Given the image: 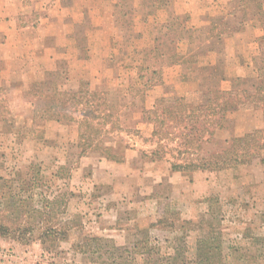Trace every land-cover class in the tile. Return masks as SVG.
<instances>
[{
    "label": "rangeland",
    "instance_id": "rangeland-1",
    "mask_svg": "<svg viewBox=\"0 0 264 264\" xmlns=\"http://www.w3.org/2000/svg\"><path fill=\"white\" fill-rule=\"evenodd\" d=\"M64 3H50L61 20H39L36 11L21 19L41 29L43 48L26 57L29 71L0 88V212L25 221L34 231L26 238L37 239L53 203L72 236L44 249L0 237V264H264V149L246 165L172 170L187 158L214 160L235 139L264 130L262 111H231L185 154L175 135L165 136L173 130L153 136L144 116L163 102L215 96L224 81L254 91L264 0ZM76 85L105 94L112 115L84 155L82 107L66 105L70 119L60 122L54 109ZM86 236L99 241L83 254L73 243Z\"/></svg>",
    "mask_w": 264,
    "mask_h": 264
},
{
    "label": "trees",
    "instance_id": "trees-1",
    "mask_svg": "<svg viewBox=\"0 0 264 264\" xmlns=\"http://www.w3.org/2000/svg\"><path fill=\"white\" fill-rule=\"evenodd\" d=\"M222 36L223 34H221ZM256 78L257 83L254 86V91L229 90L219 92L218 95L212 97L208 94H202L204 96L203 100L195 104L188 103L185 98H178L170 105L163 102L162 105L164 106L160 111L156 106L144 111L145 121L155 125L153 136L158 138L166 134V128L173 130L174 132L165 136L175 135L174 137L179 140V146L184 148V152H181V154H185V150L191 152L194 148H200V143L204 141L206 136L212 137L214 130L222 127L231 111L240 109L261 110L264 117V65L257 68ZM104 96L105 94L100 91L91 90L88 86L84 89L81 85L78 91L65 93L66 100L63 105L57 104L54 107L58 122L70 119L66 105L77 108L82 107L81 111L84 114L78 122L81 155L93 149L92 143L96 141L97 134L100 132L97 125L101 126L104 122L107 123V126L112 125L108 100ZM179 128H182V130L177 133L176 131ZM261 149H264V130H256L235 139L231 150L214 158L215 161L213 157L211 160L187 158L180 163L172 164V170L174 172H192L246 165L253 153ZM107 157L109 160L113 159L112 156ZM45 209L47 212L40 215L39 236L37 239L33 237L26 238L27 234H32L34 231L24 228L27 225L25 221L19 224L16 220H7L1 216V212L0 237L17 239V241L19 240L25 244L39 242L43 249L52 243L70 240L72 230L60 222V209L53 206V203L47 205ZM93 241H99V238L86 236L79 243L74 242L73 248L80 253L87 254L91 251L90 245Z\"/></svg>",
    "mask_w": 264,
    "mask_h": 264
},
{
    "label": "crops",
    "instance_id": "crops-1",
    "mask_svg": "<svg viewBox=\"0 0 264 264\" xmlns=\"http://www.w3.org/2000/svg\"><path fill=\"white\" fill-rule=\"evenodd\" d=\"M71 1L75 3L80 0ZM86 1L87 0H84V2ZM50 3L54 4L57 8L59 7V9L63 8L65 4L64 0H27V2H25V0H0V7H7L4 15H1L4 19L1 20L0 18V88L8 85L9 80H11L14 73L29 71L27 70V67L30 64L26 61L28 66L24 65L26 57L30 58L31 56H34V49H39V51H41L43 48L41 43V41H43L41 38V29L39 30L36 27L25 25L24 20H21L22 17H27L33 11H36L40 15L39 20H61L57 13L51 12ZM75 41L78 43V39H75ZM71 48L72 54H75V57L79 59L78 44H73ZM46 50L48 49H44V51ZM46 57L47 51L45 52V58ZM44 61H46V59H44L43 62ZM236 81L239 80L236 79ZM226 82L228 81H224L222 86L213 90V95L216 96L219 92L235 90L238 88L249 89L248 86H246L247 88H244L240 85H234V81L233 85L228 82L229 85L227 86L225 84ZM80 86L81 85L73 86V90L68 93L78 91ZM252 87V89H254V86Z\"/></svg>",
    "mask_w": 264,
    "mask_h": 264
}]
</instances>
